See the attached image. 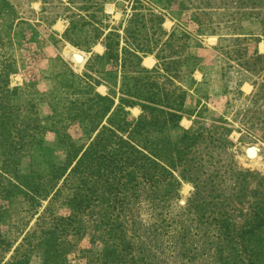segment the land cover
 Segmentation results:
<instances>
[{"label":"trees","instance_id":"obj_1","mask_svg":"<svg viewBox=\"0 0 264 264\" xmlns=\"http://www.w3.org/2000/svg\"><path fill=\"white\" fill-rule=\"evenodd\" d=\"M99 12L100 18L86 12V20L64 14L71 32L90 24L104 50L91 52L81 74L69 70L56 79L65 100L50 105L49 125L31 114L20 122V106L12 103L19 88L8 81L14 68L10 62L0 68V227L9 224L17 202L33 215L43 200L67 208L59 214L47 205V217H36L6 260L11 244L0 228V264H31L33 256L41 264H69L88 231L101 247L86 251L85 264H264V174L238 165L226 120L208 125L196 110L192 125L173 136L188 113L178 79L198 57L174 59L180 36L167 33L162 14L146 0H131L127 18L117 24L102 7ZM149 55L151 67L143 64ZM99 85L106 94L96 91ZM133 107L140 109L136 116L127 110ZM77 124L85 141L68 130ZM47 130L57 137L62 162L45 141ZM35 147L38 158L20 172ZM183 183L192 191L178 205ZM247 195L252 201L243 216Z\"/></svg>","mask_w":264,"mask_h":264},{"label":"rangeland","instance_id":"obj_2","mask_svg":"<svg viewBox=\"0 0 264 264\" xmlns=\"http://www.w3.org/2000/svg\"><path fill=\"white\" fill-rule=\"evenodd\" d=\"M68 1L0 0V68L8 62L14 68L8 81L10 88H19L12 103L20 106L21 123L31 114L41 125H49L50 105L65 100V95L56 87V79L64 78L69 70L81 74L86 70L91 52L102 53L104 50L95 39L90 24L84 22L80 31L71 32L64 14L74 13L79 20H86L83 15L94 11L100 18L102 7L110 15L108 22L117 24L127 18L131 4V0H97L95 3L72 0L71 7ZM146 1L162 14V26L167 33L173 31L180 36L174 43V59L176 55L184 54L198 57L193 70H184L178 79L186 89L188 113L180 120V128L173 136L177 137L182 129L192 125L196 118L193 111H202L200 120L208 125L212 119L223 117L226 126L232 129L229 137L234 145L229 152L235 154L238 165L264 174V0ZM65 6L68 11H64ZM73 54H79L81 61L75 60ZM154 63L153 55L143 59L147 67ZM96 91L106 94L107 88L99 85ZM133 108L138 111L127 110L133 116L138 115L140 109ZM68 130L76 140H86L79 124ZM44 136L46 143L54 149V160L62 162L64 153L57 150L55 133L47 130ZM250 147L257 149L253 158L245 154ZM40 152L38 147L31 148L21 160L20 172H28ZM254 185L253 179L250 188ZM191 191L192 186L183 183L177 204H185ZM251 201L247 195L241 206L243 216ZM47 205L49 211L67 213V208L59 201L43 200L34 215L25 210L24 203L17 202L11 207L9 224L0 227L11 244L4 254L5 260L24 234L34 228L36 217L41 213L47 217L43 212ZM243 216L236 218L237 227ZM100 247L92 240L91 232H86L69 254V264H85L86 251H96ZM31 264H41L40 257L33 256Z\"/></svg>","mask_w":264,"mask_h":264},{"label":"water","instance_id":"obj_3","mask_svg":"<svg viewBox=\"0 0 264 264\" xmlns=\"http://www.w3.org/2000/svg\"><path fill=\"white\" fill-rule=\"evenodd\" d=\"M80 58V57H79ZM81 61V58L79 59ZM257 152V149L255 147H250L248 149L245 150V154L248 158H253L255 157Z\"/></svg>","mask_w":264,"mask_h":264},{"label":"bare ground","instance_id":"obj_4","mask_svg":"<svg viewBox=\"0 0 264 264\" xmlns=\"http://www.w3.org/2000/svg\"><path fill=\"white\" fill-rule=\"evenodd\" d=\"M74 54H75V53H74ZM74 54H73V55H74ZM79 57L81 58V56H80L79 54H78V55H74V58H75V60H77V61H80V60H79V59H80ZM75 60H74V61H75ZM82 60H83V59H82ZM132 110L138 111L137 108H132Z\"/></svg>","mask_w":264,"mask_h":264}]
</instances>
